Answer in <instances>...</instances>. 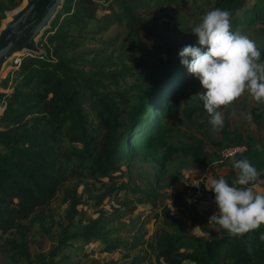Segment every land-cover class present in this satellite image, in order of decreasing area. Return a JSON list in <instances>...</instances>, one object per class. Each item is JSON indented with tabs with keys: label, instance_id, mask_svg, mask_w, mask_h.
I'll return each mask as SVG.
<instances>
[{
	"label": "trees",
	"instance_id": "1",
	"mask_svg": "<svg viewBox=\"0 0 264 264\" xmlns=\"http://www.w3.org/2000/svg\"><path fill=\"white\" fill-rule=\"evenodd\" d=\"M104 1L108 2L101 7L104 20L112 23L120 20L115 17L114 9L126 19V30L120 34L124 43L142 45L159 35L160 21L140 19L131 6L134 3ZM171 1L180 10L187 11L196 0ZM20 2L0 0V21L6 10ZM95 3V0H64L51 27L41 38L46 54L22 56L18 67L12 69L15 79L11 92L0 89V232L19 226L31 213L47 206L73 169L86 170L93 177L110 178L120 170L125 159L157 158L166 162L176 150L194 157L202 154L199 144L177 148L167 140L170 129L164 121L179 107V91L191 76L179 57L174 59V67L159 74L151 66L146 67V72L150 71L144 79L148 81L147 88L140 90L132 103L124 92L108 87L122 75L121 71L86 73L75 67L74 57L67 56L73 44L70 26L80 27V8L93 15L99 8ZM215 8L231 13L232 28L264 17V0H213L211 10ZM106 78L108 84L104 81ZM8 80L9 76L2 78L0 85H7ZM85 100H89L94 119L85 109ZM147 110L152 113L144 119ZM229 141L216 144L213 156L217 157L224 147L233 144ZM259 146V149L247 146L242 154L264 163V145ZM160 151L163 154L157 157ZM162 213L163 226L155 232L150 245L157 264L187 261L191 264H264V241L260 239L264 225L232 238L212 221L200 225L206 236L197 237L183 232L169 208H164ZM72 218L64 222L56 240L44 233L42 242L15 239L8 242L25 264H58L55 257L66 242L76 237L88 240L91 234L89 227L78 234L67 233ZM96 232L108 249L128 248L137 242V237L130 242L128 237L106 239Z\"/></svg>",
	"mask_w": 264,
	"mask_h": 264
},
{
	"label": "rangeland",
	"instance_id": "2",
	"mask_svg": "<svg viewBox=\"0 0 264 264\" xmlns=\"http://www.w3.org/2000/svg\"><path fill=\"white\" fill-rule=\"evenodd\" d=\"M125 1L134 3L131 6L140 19L160 21L159 35L153 41L142 45L124 43L121 35L126 30L125 17L114 9L115 17L120 20L117 23L104 20L101 7L108 2L95 0L99 8L94 14L90 15L88 10L82 12L81 7L80 27L70 26L73 44L67 56L74 57L75 67L86 73L121 71L122 75L108 87L124 92L133 103L139 91L147 88L148 81L144 79L150 71L146 72V67L151 66L159 74L175 66L173 61L184 46L197 44L191 29L211 10L213 0H196L187 11L180 10L171 0ZM232 30L255 41L264 62V17ZM42 42L40 39V46ZM27 55L30 53L23 56ZM8 76L7 85L1 84L0 89L10 93L15 73L9 65L1 78ZM104 81L108 84L109 79ZM168 87L173 90L172 86ZM200 91L199 81L191 75L179 91V107L164 121L170 129L167 135L170 145L179 148L199 144L200 157L185 155L179 150L166 162L133 157L123 160L120 170L110 178L93 177L83 169L71 170L47 206L31 213L19 226L0 232V264H25L9 239L42 242L45 233L56 240L64 222L72 217L67 233L78 234L89 227L91 234L88 240L76 237L66 242L55 257L58 264H157L150 245L155 232L163 226L164 208H169L184 233L205 237L200 225L212 222L209 218L217 211L214 194L206 189L209 180L223 177L234 181L233 160L248 159L247 153L230 158L214 157L216 144L230 140L228 143L242 142L246 147L264 145V104L254 103L247 95L240 97L231 106L221 109L224 126L219 132H213L202 101L198 99ZM84 105L89 117L94 119L89 100H85ZM151 113L147 110L144 119ZM249 114L251 120L247 119ZM162 154L163 151L158 152L157 157ZM248 160L264 180V163ZM251 187L264 194V184L254 183ZM94 232L106 239L128 237L130 242L137 237V242L128 248L108 249Z\"/></svg>",
	"mask_w": 264,
	"mask_h": 264
},
{
	"label": "clouds",
	"instance_id": "3",
	"mask_svg": "<svg viewBox=\"0 0 264 264\" xmlns=\"http://www.w3.org/2000/svg\"><path fill=\"white\" fill-rule=\"evenodd\" d=\"M191 32L198 46L186 45L178 55L187 72L199 81L202 91L197 93L198 99L212 131L219 132L224 126L222 108L244 95L264 104L261 50L248 36L232 30L231 13L220 8L207 12ZM247 119L251 120L250 114ZM233 167L236 178L231 184L223 177L211 178L206 189L214 194L217 209L209 219L229 237L239 238L264 225V194L251 187L264 180L246 158L234 159ZM260 239L264 241V235Z\"/></svg>",
	"mask_w": 264,
	"mask_h": 264
},
{
	"label": "water",
	"instance_id": "4",
	"mask_svg": "<svg viewBox=\"0 0 264 264\" xmlns=\"http://www.w3.org/2000/svg\"><path fill=\"white\" fill-rule=\"evenodd\" d=\"M64 0H21L0 21V82L6 66L26 53L41 56L40 39L55 20Z\"/></svg>",
	"mask_w": 264,
	"mask_h": 264
},
{
	"label": "built area",
	"instance_id": "5",
	"mask_svg": "<svg viewBox=\"0 0 264 264\" xmlns=\"http://www.w3.org/2000/svg\"><path fill=\"white\" fill-rule=\"evenodd\" d=\"M22 57V56H21ZM21 57H17L13 60L12 64L9 65L10 69L18 67L20 64ZM247 149L246 145L243 143H233L229 144L228 146L224 147L220 153L219 156L222 158H230L237 154H242Z\"/></svg>",
	"mask_w": 264,
	"mask_h": 264
}]
</instances>
